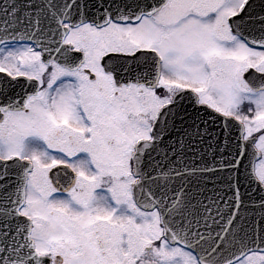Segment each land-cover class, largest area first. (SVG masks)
I'll list each match as a JSON object with an SVG mask.
<instances>
[{"label": "snow or ice", "instance_id": "snow-or-ice-1", "mask_svg": "<svg viewBox=\"0 0 264 264\" xmlns=\"http://www.w3.org/2000/svg\"><path fill=\"white\" fill-rule=\"evenodd\" d=\"M0 264H264V0H0Z\"/></svg>", "mask_w": 264, "mask_h": 264}]
</instances>
